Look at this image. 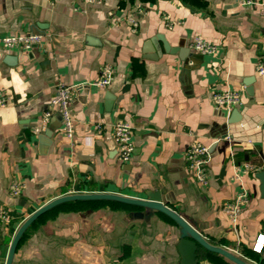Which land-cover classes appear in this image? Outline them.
<instances>
[{
    "label": "crops",
    "instance_id": "1",
    "mask_svg": "<svg viewBox=\"0 0 264 264\" xmlns=\"http://www.w3.org/2000/svg\"><path fill=\"white\" fill-rule=\"evenodd\" d=\"M255 1L0 0V94L7 100L0 107V207L12 215L9 224L0 222V264L20 223L53 198L77 192L145 198L147 190H158L213 244L264 264V245L254 249L264 235V73L258 67L264 63V0ZM26 32L43 35L42 45L4 47L3 36ZM159 34L186 52H167ZM197 34L217 52H197ZM104 63L115 68L107 88L94 83ZM60 82L75 88L72 140L50 104ZM241 86L240 106L229 112L214 105V92ZM122 119L133 125L135 150L127 162L113 140V124ZM195 141L211 152L208 185L196 180L185 158ZM17 181L25 188L15 197L10 186ZM243 190L249 200L233 223L223 204ZM82 203L118 205L126 214L110 231L81 220L59 230L38 222L24 239L27 248L42 232L83 245L90 259L107 253L103 264H181L179 226L164 213L109 200L55 208ZM199 254L201 264H215L203 249Z\"/></svg>",
    "mask_w": 264,
    "mask_h": 264
},
{
    "label": "built area",
    "instance_id": "2",
    "mask_svg": "<svg viewBox=\"0 0 264 264\" xmlns=\"http://www.w3.org/2000/svg\"><path fill=\"white\" fill-rule=\"evenodd\" d=\"M85 3L94 2L95 0H83ZM242 4H257L255 0H241ZM128 21L133 26H138V19L129 16ZM175 20H169L168 25H174ZM4 47L7 50H31L43 43V35L26 32L20 34H7L1 38ZM193 48L201 54H215L217 46L214 42L208 40L202 34H197L192 42ZM259 72L264 73V63H259ZM115 75V68L110 63H104L100 67V74L98 79L94 82L96 85L107 88L113 81ZM74 86L65 82H60L51 99V108L57 109L63 121V132L65 136L72 140L75 133V120L71 107V100L74 95ZM245 86L240 88H230L223 91H216L212 94V100L217 108H227L229 112L237 108L243 103V92ZM6 97L0 94V107L6 104ZM51 109L45 112L46 117L51 116ZM100 130L102 127L97 124ZM35 133L39 131L38 128L33 129ZM113 140L116 145L118 158L122 162L129 161L135 150L133 141V125L128 120H117L113 124ZM250 142V141H249ZM251 143V142H250ZM185 158L189 169L193 172L197 181L203 185H208V164L211 160V152L207 145L200 141H195L189 145L186 150ZM247 167H250L248 164ZM245 167V166H244ZM25 184L21 181L14 182L10 186V193L12 196H18L23 193ZM249 193L243 190L238 193L233 200L227 201L223 204V210L229 215L233 223H236L240 214L241 208L248 202ZM12 221V215L7 208L0 207V222L9 224ZM264 245V235H259L256 239L254 249L260 251Z\"/></svg>",
    "mask_w": 264,
    "mask_h": 264
},
{
    "label": "water",
    "instance_id": "3",
    "mask_svg": "<svg viewBox=\"0 0 264 264\" xmlns=\"http://www.w3.org/2000/svg\"><path fill=\"white\" fill-rule=\"evenodd\" d=\"M159 38L163 41L165 50L167 52H186L185 49L179 46H171L162 34H159ZM246 90L249 93H252L253 86L250 84ZM234 114H236V117L238 116L239 113L237 109L235 110ZM98 200L116 201L138 207H145L149 208L150 210L160 211L171 218L179 226L180 239L178 241L177 247L181 254V264H201L197 257L199 246H202L209 251L221 254L234 264H253L231 250L210 242L184 216L171 208L169 205L165 204L163 202L161 193L158 190H147L145 198L125 196L110 192H77L64 194L53 198L34 210L19 225L11 240L5 264H13L17 248L27 229L44 213L66 202ZM134 215L141 216V213L135 212Z\"/></svg>",
    "mask_w": 264,
    "mask_h": 264
},
{
    "label": "rangeland",
    "instance_id": "4",
    "mask_svg": "<svg viewBox=\"0 0 264 264\" xmlns=\"http://www.w3.org/2000/svg\"><path fill=\"white\" fill-rule=\"evenodd\" d=\"M68 213H72L73 215L67 216L66 214ZM124 214H126V209L124 207L113 204H71L50 210L41 217L39 223L41 224L44 222L49 224L52 230H59L60 227L72 225L74 220H81L84 227H89L91 224L93 227L96 226V224H99L103 227L99 229H106L110 231L116 226L118 219L121 218V215ZM105 224L106 226H104ZM28 237L29 239L32 237L31 233ZM28 240L26 239L23 244H25ZM70 243L74 242L70 241ZM70 243L68 244L65 238H52L51 236H47L46 234L44 235L40 232L33 237L28 248V243H26V247L19 251L17 255V263L15 264H72L75 259H80L82 264H89L90 260L92 264H94L95 260H97L98 264H103V260L106 259L105 256L108 255L107 253L104 254L102 251V253H98L97 258H95L94 254H92L90 259L89 252L83 247V245L80 247L79 244L75 245ZM59 247L60 252L57 250ZM76 262L79 263V261Z\"/></svg>",
    "mask_w": 264,
    "mask_h": 264
},
{
    "label": "trees",
    "instance_id": "5",
    "mask_svg": "<svg viewBox=\"0 0 264 264\" xmlns=\"http://www.w3.org/2000/svg\"><path fill=\"white\" fill-rule=\"evenodd\" d=\"M71 202H73V201H71ZM67 203V202H66ZM59 206V205H58ZM57 207V206H56ZM52 209H55V207L54 208H52ZM51 209V210H52ZM50 211V210H49ZM49 211H47V212H49ZM46 212V213H47ZM45 214V213H44ZM43 214V215H44ZM42 215V216H43ZM42 216H40L28 229H27V231H26V233L24 234V236H23V238H22V240H21V242H20V244H19V246L22 244V242L24 241V239H25V237L28 235V232L30 231V229L31 228H33L34 226H36V224L38 223V222H40V219H41V217ZM18 246V247H19ZM203 249L204 251H205V253H207V255H208V258L211 260V261H213L215 264H232L231 263V261L230 260H228V259H226L224 256H222L221 254H218V253H216V252H212V251H209V250H207V249H205L204 247H202V246H199V249ZM199 249H198V253H197V257H198V259L200 258V254H199Z\"/></svg>",
    "mask_w": 264,
    "mask_h": 264
}]
</instances>
